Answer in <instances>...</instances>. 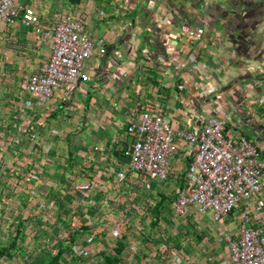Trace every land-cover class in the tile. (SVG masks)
Returning a JSON list of instances; mask_svg holds the SVG:
<instances>
[{
	"label": "crops",
	"instance_id": "1",
	"mask_svg": "<svg viewBox=\"0 0 264 264\" xmlns=\"http://www.w3.org/2000/svg\"><path fill=\"white\" fill-rule=\"evenodd\" d=\"M14 2L36 21L0 19V244H16L0 264H228L226 238H239L244 215L264 226V205L251 199L221 221L197 206L175 213L195 147L177 139L160 182L130 168L127 131L144 112L186 131L225 114L226 136L264 156V0ZM66 18L95 43L89 78L39 105L26 86ZM204 21L201 39L181 29ZM73 244L92 256H74Z\"/></svg>",
	"mask_w": 264,
	"mask_h": 264
},
{
	"label": "built area",
	"instance_id": "2",
	"mask_svg": "<svg viewBox=\"0 0 264 264\" xmlns=\"http://www.w3.org/2000/svg\"><path fill=\"white\" fill-rule=\"evenodd\" d=\"M0 19L14 24L21 19L27 26L36 21L33 7H20L14 0H0ZM207 22L198 28L182 26L191 38L201 39ZM95 43L86 32L83 21L62 19L55 23L50 44L49 60L34 73L26 86L27 93L39 105L47 104L58 90L71 94L80 82L88 80L85 65L94 55ZM229 115L210 117L196 131L175 130L161 114L144 112L128 127L134 137L127 151L131 169L164 182L168 179L170 159L181 139L195 147V154L187 167L185 184L179 188L171 203L173 211L185 215L190 206L200 213L211 212L214 221H221L233 213L241 203L251 199L264 205V156L246 137L226 136ZM125 173L119 174L124 179ZM149 187V186H147ZM87 191L90 185L76 186ZM239 229V238L227 237L230 248L228 264H264V226L254 228L246 224L247 215ZM120 229L113 231L118 238ZM92 248L73 244L71 252L80 258H90Z\"/></svg>",
	"mask_w": 264,
	"mask_h": 264
},
{
	"label": "trees",
	"instance_id": "3",
	"mask_svg": "<svg viewBox=\"0 0 264 264\" xmlns=\"http://www.w3.org/2000/svg\"><path fill=\"white\" fill-rule=\"evenodd\" d=\"M16 247V244H12L11 246H7L6 244H0V260L5 258V257H10L8 252H9V248H14ZM118 259L115 258H107L106 260V264H117L118 263Z\"/></svg>",
	"mask_w": 264,
	"mask_h": 264
},
{
	"label": "rangeland",
	"instance_id": "4",
	"mask_svg": "<svg viewBox=\"0 0 264 264\" xmlns=\"http://www.w3.org/2000/svg\"><path fill=\"white\" fill-rule=\"evenodd\" d=\"M227 218V217H226ZM196 221H201L200 219L196 220ZM202 221H205V220H202ZM228 221H229V218H228ZM232 223V222H231Z\"/></svg>",
	"mask_w": 264,
	"mask_h": 264
}]
</instances>
